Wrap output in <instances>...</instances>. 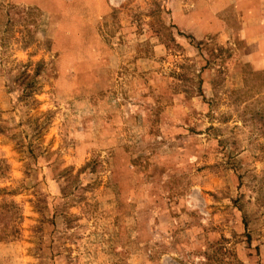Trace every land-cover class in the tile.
<instances>
[{
	"label": "rangeland",
	"instance_id": "374dc122",
	"mask_svg": "<svg viewBox=\"0 0 264 264\" xmlns=\"http://www.w3.org/2000/svg\"><path fill=\"white\" fill-rule=\"evenodd\" d=\"M0 264H264V0H0Z\"/></svg>",
	"mask_w": 264,
	"mask_h": 264
}]
</instances>
